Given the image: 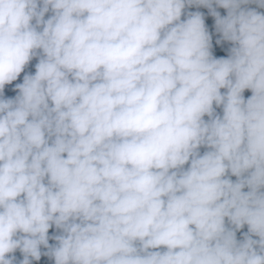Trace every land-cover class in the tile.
<instances>
[{
    "label": "clouds",
    "instance_id": "9594fccd",
    "mask_svg": "<svg viewBox=\"0 0 264 264\" xmlns=\"http://www.w3.org/2000/svg\"><path fill=\"white\" fill-rule=\"evenodd\" d=\"M0 264H264V0H0Z\"/></svg>",
    "mask_w": 264,
    "mask_h": 264
},
{
    "label": "trees",
    "instance_id": "16d2710c",
    "mask_svg": "<svg viewBox=\"0 0 264 264\" xmlns=\"http://www.w3.org/2000/svg\"><path fill=\"white\" fill-rule=\"evenodd\" d=\"M220 11L223 14V10L221 9ZM206 23H209V24L211 23V18L210 17H206ZM249 94L250 93H247V92L245 93L246 96L249 95Z\"/></svg>",
    "mask_w": 264,
    "mask_h": 264
}]
</instances>
